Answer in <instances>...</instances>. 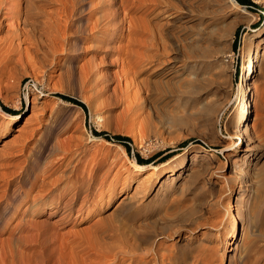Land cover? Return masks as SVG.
<instances>
[{
    "label": "rangeland",
    "instance_id": "obj_1",
    "mask_svg": "<svg viewBox=\"0 0 264 264\" xmlns=\"http://www.w3.org/2000/svg\"><path fill=\"white\" fill-rule=\"evenodd\" d=\"M115 1L108 12L118 9L121 20L125 12L120 0H87L85 10L99 7V16ZM132 1L135 4L127 14L134 22L129 37L131 56L124 68L118 51L92 53L99 37L94 35L82 42L85 55L70 52L68 46L69 52L64 49L54 55L29 48L30 57L21 65L22 72L16 74L19 79L14 75L15 80L4 86L8 91L3 87L6 95L0 96V108L6 112L0 111V146L4 152L0 157V264H77L83 257L104 253L100 250L104 245L118 242L116 237L131 234L135 226L148 236L142 245L149 246L153 240L155 245L162 242V246L173 249V264H264V0H254L255 6H242L244 9L231 6L227 0H171L183 10L165 18L162 10L166 0ZM193 5L197 14L180 20L185 9ZM54 6L49 3V10ZM7 9L3 8L1 16L8 13ZM167 20L170 23L165 27ZM182 23L190 27L187 32L180 30ZM128 25L118 26L115 34L128 33ZM8 28V24L0 26V38L6 37ZM259 29L263 36L255 38ZM163 40L182 46L185 67L176 76L168 72L148 76L151 70L146 72L145 68L150 64L141 70V60L152 52L150 43L161 47ZM125 41L119 39L109 46ZM182 44L192 47L195 57L186 58ZM21 46L25 51L27 42L22 41ZM256 51L260 60L248 83L253 109L249 131L243 143L235 147L240 138L228 117L236 105L243 65ZM89 58L91 62H86ZM193 79L196 81L189 84ZM56 93L82 100L88 111ZM219 100L224 104L230 100L222 115L218 113L223 106ZM33 108L42 118V128L22 151L9 143L3 145L18 133L17 128ZM16 114L18 121L12 123ZM9 121L11 126L7 127ZM94 129L130 136V152L123 143L95 137ZM56 141L75 145L68 152H52L50 147ZM37 149L42 169L47 162L55 166L47 171L56 169L51 178L65 174L64 170L70 173L75 166L83 172L81 178L74 173L63 175L59 189L67 186L70 191L51 212L43 204L57 190L31 204L25 191L34 194L37 189L30 188L28 181L23 187L17 182L24 173L22 164ZM137 153L147 162L137 161ZM247 153L244 163L242 158ZM61 154L66 158L58 159ZM196 154L198 160L194 162ZM236 155L242 163L237 169ZM184 157L187 168L165 181L172 172L164 167L166 163L172 159L179 165ZM154 164L162 165L161 171L154 170ZM240 184L246 188L243 222L237 213ZM77 186L81 187L78 199ZM125 195H129L127 203H120ZM125 205L135 206L136 211L121 218L119 213ZM234 221L235 233L231 229ZM130 261L124 255L117 264Z\"/></svg>",
    "mask_w": 264,
    "mask_h": 264
},
{
    "label": "bare ground",
    "instance_id": "obj_2",
    "mask_svg": "<svg viewBox=\"0 0 264 264\" xmlns=\"http://www.w3.org/2000/svg\"><path fill=\"white\" fill-rule=\"evenodd\" d=\"M120 1H121L120 5L123 7V11L125 12L124 13L125 16L121 20L118 19L119 17L118 9L114 8L111 12H108L112 7L116 5L117 1L113 2L111 5H107L105 7L106 12L104 14H99V16H97L96 14L100 13L99 7H91L88 11L85 10L86 9L85 6L87 5V0H0V26H4L6 24L9 25V28L7 29V35L5 34L6 37L0 38V96L6 95L3 92V87L6 86V84H8L9 80H12L14 78V75L16 76L17 79H19L18 75L22 72L21 65L23 64L25 59L27 60L28 57H30L29 48L30 50L32 49V51L36 53H37V50L43 49L40 51L47 50L48 52L50 51V54L52 52L54 55L59 50L64 51V49H66V47L68 46L69 48L68 50H71L70 52L77 51L78 56L80 53L85 55L86 50L84 51L82 49L83 48L82 42L90 37H93L94 35H99V37L95 39L97 45H95L94 48L92 49V53L94 55L96 53L112 54L115 51H118L117 53L120 55L119 60L121 61V64L124 68L127 64H129L128 61H129V57L131 56V52H130L131 38L129 37H131L130 35L132 34L131 32L133 30V28H131V24L134 25V22L131 23V20H132L131 15L127 16V14L129 11H131V7H132L131 5H134L135 1H132V0H120ZM172 1L166 0L167 5H166V8H163L162 10V18L169 17L175 12L177 14L181 13V11L183 10V7L177 6L176 5L177 3L175 4V2H172ZM227 2H229L231 6L234 5L237 8L242 7V5L237 0H227ZM49 3L56 5V7L54 6L53 10H51L52 8L51 7L49 10L48 8ZM159 6L160 5H158V7ZM5 7H8L7 11H5L8 13H5L3 16H1L3 13V8ZM244 11L246 10H243V12ZM184 12H183V15L180 16V20L181 19H187V20L191 19L192 17H194L195 14H197L196 8L194 7V5L191 8L189 7L188 9H185ZM187 20H184V22H187ZM127 22L129 24L127 28L128 33H123V32L119 33L118 31L120 30H118L117 31L118 33L115 34L114 30L117 29V27L120 25L127 24ZM168 22L169 20L164 22L163 26L166 27V24ZM182 25L183 23L180 24V30H184L185 32H187L188 28L190 27L187 25H183V26ZM73 28L74 30L71 31V29ZM261 36H263V32H262V29H259L254 34V37L260 38ZM119 39H124V40H127L128 42L125 41L126 43L121 44L122 46L121 45H118L116 47L109 46L110 43L118 41ZM22 41L27 42V47H25L26 48L25 51L23 50L21 46ZM105 42H107L108 44H106L107 46H105L103 50V44ZM162 42H163V45L161 47H156V48L153 47L154 46L152 45L153 43L149 42L151 46H149L148 48L150 50L152 49V52L148 55H145L141 60V63H140L141 66L139 65L138 66L142 70V68H144L143 67L144 65L146 66V64L148 65L150 64L148 68L147 67L145 68L146 72L151 70L150 74L147 73L148 76H151V74L164 75L166 72L175 73L173 76L179 75L181 73L180 72L181 69L185 67V59H184L185 56L182 58V53L180 52L182 46H176V44L173 45L170 42H166V40H163ZM182 45H184L185 48L187 47L186 44H182ZM185 50H186V54H185L186 58L195 57L194 49L192 47H188ZM91 58H89L86 62H91L92 60ZM259 60L260 58L258 57V53L256 51L252 53L247 58L246 62L244 63L243 72L241 74V81L239 85V91L236 96V105L231 110L230 115L228 117V122L231 124L230 126L232 130L234 131V133L238 134L240 138V142L235 147L240 146V144L243 143L244 136L247 135L249 131L248 121H249V118L251 116L253 109L250 103L251 88L249 87L248 83H249V80L252 79L253 77V74H254V71L257 65L256 62H259ZM151 67L153 68L151 69ZM140 68H137V70L135 71L137 72L138 69ZM83 73L81 75H83ZM140 80H138L139 81L138 83H140ZM193 80L189 81L188 83L192 84L196 81L195 79ZM19 81H21V79ZM147 81L148 79L146 78L141 80V82L143 83H148L149 81L148 82ZM4 88L6 89V87ZM6 90L8 91V89ZM7 94L9 95V93ZM37 96L39 97V95ZM37 96L32 97V101H34L35 97ZM215 102H217V100H215ZM220 103H222V101ZM228 103H230V100H227L225 104L222 103L223 104V106H221L222 108L220 109L217 108L220 111L218 112L219 114L222 115L223 112H225L224 110L227 109ZM213 104L215 105V107L219 105V103H217L218 105L215 103ZM213 110H215V108ZM0 111L6 112L3 108H0ZM37 115H38L37 112H35V109L33 108L32 112L27 116L23 125L17 128L18 133H16L13 137L7 140L3 145H5L6 143L7 144L9 143L10 147H14V148H17L18 151H22L23 148H25L28 145L30 139H32L34 133L38 132L42 128V124H43L42 118ZM90 115L93 117V114L91 111H90ZM18 117H19V114L14 115L12 118L13 119L12 123H15L16 121H18ZM10 121L7 122V127L11 126ZM95 137L100 138V136H95ZM235 142L236 141L231 142L230 145H232ZM70 145L71 143L66 146V143L62 145L61 142L56 141V142H53L50 148L52 152L53 151L56 152V150L57 151L64 150L68 152L70 151V149L74 147L75 144L73 146H70ZM2 148L3 146H0V157H2L4 154V152L1 151ZM250 153H247L246 155L243 156L242 160L244 163L248 160V154ZM40 154H41L40 150L37 149V151L33 153V156L31 155L32 158L26 159L24 161V163L22 164V172L24 173H20L19 179H18L19 181L17 182L19 186L23 187L22 185H24L28 181V183H30L29 185L30 188L37 189L36 193L34 194H30L25 191L26 193L25 196L29 197L28 201L31 204L33 202L35 204V202L38 201V199L41 198V196L46 195L47 197V195H49L53 190H57L56 193L53 191L54 194L53 193L50 194L51 200H49V202H46L47 200H45L43 204V207L45 209L48 208L47 210L51 212L54 206H57L59 203H62L65 200L64 195L68 191H70V189L67 186H64L59 189V185H60L59 183L61 182V178H63V175L74 173V174H77V177H80L81 176L80 173H83V172H81L78 169V166H75L73 164L75 167H73L70 170V173H67L64 170L65 174L61 175L60 177L56 176V178L53 179L51 178V176H52V173L56 169H54V171L52 170V172L50 173H48L47 171L51 169L54 165L52 164V162H47L44 168L42 169ZM65 156H66L65 154L63 155L61 154V156L58 159L64 158ZM193 159H194V162H196L198 160V154L194 155ZM240 160L241 159L236 155L234 159L235 169H237L238 167L240 168V166L242 165V163H240ZM134 164L138 165V162L135 161ZM166 164H167L166 166H164L165 164L163 166L171 168L172 172H171V175H169L165 179V181H169L174 177L176 178L179 175L178 172L184 171L188 166V162L185 157L182 159L179 165H177V163L175 164L172 159H170ZM160 166L162 165L158 166L154 164L153 168L154 170H157L158 172V171H161ZM164 167H162V169ZM237 171H239L240 175H243L242 170H237ZM242 178L241 177L239 178L240 182H243V180H241ZM150 179L151 178H148L147 180H150ZM9 182L10 181L7 180V183ZM77 188L78 189L76 190V197L78 199V197L80 196L79 194L81 191V187L77 186ZM239 188H240L239 193H238L239 195L237 197V213H238V219H241V222H243V219L246 218V212H245L246 210V207H245V203H246V198H245L246 193L245 192L246 191L245 190L246 188H244L242 185ZM13 195H14V192H13ZM128 197L129 195H125L120 201V203L126 204L127 201L125 200ZM135 211H136L135 206L125 205L121 213L119 214L121 218H127V217H130L132 214H134ZM236 227H237V224H236V221H234L231 225V229L232 231H234L233 233H235V231L237 230ZM129 233H125V234H122L123 236L116 237L118 239L117 240L118 242H115L112 245H107V246L104 245V247L106 246L105 247L106 250L104 247H103L104 250L98 247L101 251H104V253H96L95 255L90 256L88 258L83 257L77 264H110V263L117 264L120 258H122V256L124 257V255H128V257L131 258V261L128 262L127 264H173V259L175 256L173 249H171L170 247L168 248L167 246L166 247L162 246L161 244L162 242L160 244L158 243L157 245H155L153 243V240L150 242L149 246L142 245V243L148 239V236L147 234L140 232L138 228H136V226L131 228V234ZM233 236H235V234H233ZM235 240H236V236H235ZM234 242L235 241L231 243H234ZM99 249L98 251H100ZM94 252H97V251H94ZM176 255L178 254L176 253ZM77 257L80 258V255ZM196 259L197 258H195V260ZM15 263L16 262H14V264Z\"/></svg>",
    "mask_w": 264,
    "mask_h": 264
},
{
    "label": "trees",
    "instance_id": "obj_3",
    "mask_svg": "<svg viewBox=\"0 0 264 264\" xmlns=\"http://www.w3.org/2000/svg\"><path fill=\"white\" fill-rule=\"evenodd\" d=\"M242 6H245V7H253L255 6V1L253 0H237ZM235 46H236V43H235ZM56 95L66 99V100H69V101H72V102H75L77 103L78 105H80L86 112L88 111V107L86 105L85 102H83L82 100L78 99V98H75L73 96H70L68 94H64V93H56ZM5 109H7V107L5 106L4 107ZM94 134L95 135H98V136H103L107 139H113L114 141H117V142H120V143H123L124 146L126 147V149L130 152V145H129V142L132 141L131 137L128 136V135H123V134H115V135H111L108 131L106 130H101V131H98L96 129L93 130ZM137 161H139L140 163H144V162H147L146 159H144L139 153H137Z\"/></svg>",
    "mask_w": 264,
    "mask_h": 264
},
{
    "label": "built area",
    "instance_id": "obj_4",
    "mask_svg": "<svg viewBox=\"0 0 264 264\" xmlns=\"http://www.w3.org/2000/svg\"><path fill=\"white\" fill-rule=\"evenodd\" d=\"M245 7V6H244Z\"/></svg>",
    "mask_w": 264,
    "mask_h": 264
},
{
    "label": "crops",
    "instance_id": "obj_5",
    "mask_svg": "<svg viewBox=\"0 0 264 264\" xmlns=\"http://www.w3.org/2000/svg\"><path fill=\"white\" fill-rule=\"evenodd\" d=\"M254 1V0H253Z\"/></svg>",
    "mask_w": 264,
    "mask_h": 264
}]
</instances>
